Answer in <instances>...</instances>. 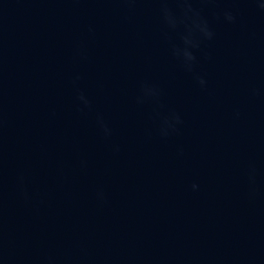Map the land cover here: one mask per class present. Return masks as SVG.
Listing matches in <instances>:
<instances>
[{"label": "water", "instance_id": "obj_1", "mask_svg": "<svg viewBox=\"0 0 264 264\" xmlns=\"http://www.w3.org/2000/svg\"><path fill=\"white\" fill-rule=\"evenodd\" d=\"M0 264H264L261 0H0Z\"/></svg>", "mask_w": 264, "mask_h": 264}, {"label": "clouds", "instance_id": "obj_2", "mask_svg": "<svg viewBox=\"0 0 264 264\" xmlns=\"http://www.w3.org/2000/svg\"><path fill=\"white\" fill-rule=\"evenodd\" d=\"M262 4H264V0H261ZM228 19H231V17L229 16ZM201 83H203V81H201ZM196 186L193 185V188H195Z\"/></svg>", "mask_w": 264, "mask_h": 264}]
</instances>
